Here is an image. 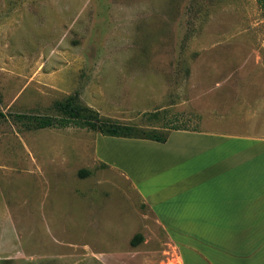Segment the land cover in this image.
Wrapping results in <instances>:
<instances>
[{"label":"rangeland","instance_id":"obj_1","mask_svg":"<svg viewBox=\"0 0 264 264\" xmlns=\"http://www.w3.org/2000/svg\"><path fill=\"white\" fill-rule=\"evenodd\" d=\"M67 95L143 129L264 137V14L254 0H0V264H166L154 212L95 156L98 132L13 116Z\"/></svg>","mask_w":264,"mask_h":264},{"label":"crops","instance_id":"obj_2","mask_svg":"<svg viewBox=\"0 0 264 264\" xmlns=\"http://www.w3.org/2000/svg\"><path fill=\"white\" fill-rule=\"evenodd\" d=\"M103 136L95 156L154 212L166 264H264V137L175 129L164 142L108 136V148Z\"/></svg>","mask_w":264,"mask_h":264},{"label":"trees","instance_id":"obj_3","mask_svg":"<svg viewBox=\"0 0 264 264\" xmlns=\"http://www.w3.org/2000/svg\"><path fill=\"white\" fill-rule=\"evenodd\" d=\"M254 1L264 14V0ZM52 107L55 113L51 115L16 113L13 116L21 120L26 129L75 126L90 129L105 136L146 139L156 142H164L170 130H193L171 126L164 132H159L155 128L143 129L134 125L122 124L107 118H101L95 110L78 102L75 95H67L61 100H55ZM3 116L4 114L0 111V117ZM140 240L141 235L135 234L130 240V244L135 245Z\"/></svg>","mask_w":264,"mask_h":264}]
</instances>
